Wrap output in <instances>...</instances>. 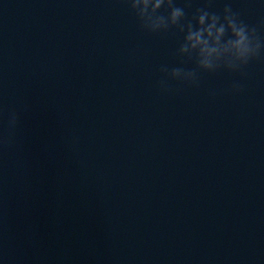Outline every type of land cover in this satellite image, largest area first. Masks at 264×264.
I'll return each mask as SVG.
<instances>
[{"label": "water", "instance_id": "1", "mask_svg": "<svg viewBox=\"0 0 264 264\" xmlns=\"http://www.w3.org/2000/svg\"><path fill=\"white\" fill-rule=\"evenodd\" d=\"M173 2L264 36L260 0ZM181 41L124 0H0L3 264H264V53L161 88Z\"/></svg>", "mask_w": 264, "mask_h": 264}, {"label": "clouds", "instance_id": "2", "mask_svg": "<svg viewBox=\"0 0 264 264\" xmlns=\"http://www.w3.org/2000/svg\"><path fill=\"white\" fill-rule=\"evenodd\" d=\"M135 15L140 27L148 33L167 32L176 29L182 35L178 55L187 54L194 64L191 70L163 69L165 79L160 87L165 88L167 80L195 83L197 73H215L220 70L238 72L250 61L264 53V36L255 27H250L225 3L221 12H209L207 5L197 8L186 18L185 6L175 5L173 0H124ZM264 4V0H260ZM162 6L169 9L167 15H154ZM240 84L234 83L238 91ZM18 123V113L12 110L7 116V135H0V146L13 142ZM0 264L3 260L0 259Z\"/></svg>", "mask_w": 264, "mask_h": 264}]
</instances>
